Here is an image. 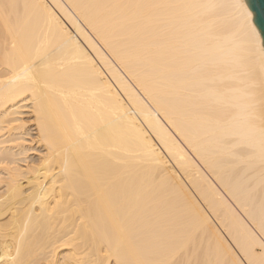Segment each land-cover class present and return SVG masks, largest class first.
I'll return each instance as SVG.
<instances>
[{
  "label": "bare ground",
  "instance_id": "1",
  "mask_svg": "<svg viewBox=\"0 0 264 264\" xmlns=\"http://www.w3.org/2000/svg\"><path fill=\"white\" fill-rule=\"evenodd\" d=\"M235 3L0 0V264H260L264 47Z\"/></svg>",
  "mask_w": 264,
  "mask_h": 264
},
{
  "label": "snow or ice",
  "instance_id": "2",
  "mask_svg": "<svg viewBox=\"0 0 264 264\" xmlns=\"http://www.w3.org/2000/svg\"><path fill=\"white\" fill-rule=\"evenodd\" d=\"M244 16V19L246 22L249 23L250 30L252 32V35L259 36L262 38V42H264V31L260 30V25L255 22L254 19L251 18V12L248 8V0H236V3L234 5ZM261 261L260 264H264V253H261Z\"/></svg>",
  "mask_w": 264,
  "mask_h": 264
},
{
  "label": "water",
  "instance_id": "3",
  "mask_svg": "<svg viewBox=\"0 0 264 264\" xmlns=\"http://www.w3.org/2000/svg\"><path fill=\"white\" fill-rule=\"evenodd\" d=\"M248 8L252 13V19L260 25V30L264 31V0H248ZM262 45L264 47V42Z\"/></svg>",
  "mask_w": 264,
  "mask_h": 264
},
{
  "label": "rangeland",
  "instance_id": "4",
  "mask_svg": "<svg viewBox=\"0 0 264 264\" xmlns=\"http://www.w3.org/2000/svg\"><path fill=\"white\" fill-rule=\"evenodd\" d=\"M23 113H27V110H21ZM21 118H23V119H27V118H29V116L28 115H22L21 116ZM30 127V128H29ZM26 128H28V129H26V131H28V134H30V136H34V133H35V130H34V126H33V124L32 123H30V124H27V126H26ZM30 129V130H29ZM25 138V140L27 141L24 145H25V147H28L29 146V136H26V137H24ZM28 144V145H27ZM35 144H32L31 146L32 147H34V150H37V151H41V149H39V147L36 145V146H34ZM29 151L28 153H27V155L28 156H30V158H32L33 159V157H37V152H35V151ZM34 158V159H35Z\"/></svg>",
  "mask_w": 264,
  "mask_h": 264
}]
</instances>
